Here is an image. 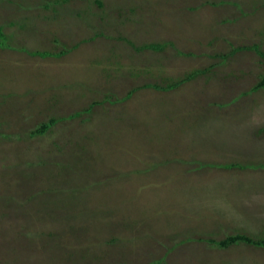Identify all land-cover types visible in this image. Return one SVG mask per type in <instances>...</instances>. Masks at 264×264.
<instances>
[{
	"label": "rangeland",
	"instance_id": "rangeland-1",
	"mask_svg": "<svg viewBox=\"0 0 264 264\" xmlns=\"http://www.w3.org/2000/svg\"><path fill=\"white\" fill-rule=\"evenodd\" d=\"M0 264H264V0H0Z\"/></svg>",
	"mask_w": 264,
	"mask_h": 264
}]
</instances>
